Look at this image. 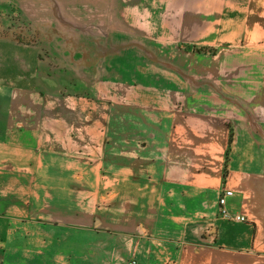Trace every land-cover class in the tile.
Instances as JSON below:
<instances>
[{
    "label": "crops",
    "instance_id": "obj_1",
    "mask_svg": "<svg viewBox=\"0 0 264 264\" xmlns=\"http://www.w3.org/2000/svg\"><path fill=\"white\" fill-rule=\"evenodd\" d=\"M133 30L213 41L187 53L219 65L199 86L145 93L136 79L154 60L115 56L123 117L102 119L69 75L107 60L82 44L69 68L47 50ZM225 189L246 222L221 217ZM132 259L264 264V0H0V264Z\"/></svg>",
    "mask_w": 264,
    "mask_h": 264
},
{
    "label": "rangeland",
    "instance_id": "obj_2",
    "mask_svg": "<svg viewBox=\"0 0 264 264\" xmlns=\"http://www.w3.org/2000/svg\"><path fill=\"white\" fill-rule=\"evenodd\" d=\"M154 32L148 31L149 34L155 36ZM132 33V41H125V43L124 41H100L99 44L95 41H84V43L82 41H63V46L52 45L47 50L48 54L50 52H53V54H60L62 52L67 55L69 68L72 66L75 68L78 67L79 62L75 61L78 55L82 54L80 50L83 48V45L84 55H91L93 53L95 55L97 53L98 56L100 55L101 61L107 60V62H101L104 66L100 67H103L101 71L95 72L99 75L97 76L98 78L92 76L95 74L94 72H90V75H88V72H84L85 78H77L69 75V87H73L70 90L72 93L69 94L76 98L89 97L98 99L103 104L100 108V117L102 119L107 117V113L108 117H123L125 80L121 68L123 63L115 61L118 55H123L124 53L146 54L154 60L149 61L144 58L145 62L141 63L145 75L136 79V84L138 86L141 85L145 89V93L146 91H153L154 89L157 91H167L168 89L175 88L182 90V87L187 86L189 79H191L190 81H196L197 86H199L200 80L205 76V72L217 70L219 65L218 57H214L211 54L199 55L196 52L187 53L190 52L188 50L196 51L205 42L211 43L213 41H194V39L193 41H188V37L186 36L173 37L167 31H162L157 36L159 39L139 35V32L135 30ZM150 41L152 43L158 41V45L148 43ZM192 43L196 44L194 48L192 47ZM198 51L202 52L200 49ZM209 53L215 54L213 49ZM157 55L159 56L156 62L155 57ZM178 55H180L179 58ZM78 71L71 75L78 74ZM164 95L166 96V94Z\"/></svg>",
    "mask_w": 264,
    "mask_h": 264
},
{
    "label": "built area",
    "instance_id": "obj_3",
    "mask_svg": "<svg viewBox=\"0 0 264 264\" xmlns=\"http://www.w3.org/2000/svg\"><path fill=\"white\" fill-rule=\"evenodd\" d=\"M234 196V192L228 189H225L223 193L220 196L219 199V210L220 215L222 218L230 220V221H236V222H246V217L242 215H233L229 212L227 208L228 199L232 198ZM128 264H140L136 259H132L128 262Z\"/></svg>",
    "mask_w": 264,
    "mask_h": 264
}]
</instances>
